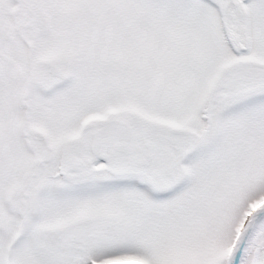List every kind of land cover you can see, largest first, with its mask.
I'll use <instances>...</instances> for the list:
<instances>
[{"label":"snow or ice","instance_id":"snow-or-ice-1","mask_svg":"<svg viewBox=\"0 0 264 264\" xmlns=\"http://www.w3.org/2000/svg\"><path fill=\"white\" fill-rule=\"evenodd\" d=\"M0 264H264V0H0Z\"/></svg>","mask_w":264,"mask_h":264}]
</instances>
